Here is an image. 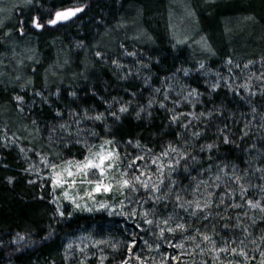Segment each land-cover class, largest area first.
Returning <instances> with one entry per match:
<instances>
[{"label": "snow or ice", "instance_id": "1", "mask_svg": "<svg viewBox=\"0 0 264 264\" xmlns=\"http://www.w3.org/2000/svg\"><path fill=\"white\" fill-rule=\"evenodd\" d=\"M34 0H24L25 5H32ZM88 5L79 4L71 7H54L49 10V18L45 23L40 16H32L30 27L40 30L47 26H57L63 22L72 21L78 18V14L86 11ZM101 24V20L96 21ZM2 23V21H0ZM18 32L21 36L25 34L24 21L20 22ZM10 35V33H5ZM185 40H176V44L186 43ZM202 50L215 55L206 38L202 37L197 42ZM173 45V47L176 46ZM75 47L84 48L85 41L79 40ZM121 49L124 46L120 45ZM93 55L95 60L101 64H107L110 60L111 66L117 70L121 80H127L134 73L120 62L119 58H109L105 52L99 50V45H93ZM124 56L135 57L136 52L122 53ZM29 59H33L29 57ZM38 63V61H36ZM158 62V61H157ZM68 61L65 60V64ZM135 75L138 77L141 69H148L149 64L137 60ZM255 61H248L243 65L244 70H248ZM228 75L220 72L205 71L206 65L203 61L198 62L195 70L205 77L207 91L217 92L220 88H225L239 97L241 102H246L250 110L252 119H246L240 129L239 143L232 139L233 133L225 123L222 127H217L213 133L214 139L211 142L199 144V141L206 136L207 130L212 126L214 116L223 115V106L205 111H195L198 104H201L202 93L196 87L181 85L180 91L175 93L171 81L178 80V74L184 77L189 76L192 69L178 67L170 76L161 79L163 88H153L152 95L147 99L146 104H135V118L141 119V114L146 113L152 116L155 105L163 109L168 114V126H176L182 131L175 133V140L168 141L162 145L161 150L156 152L153 148L142 145L140 140H127L125 145L135 149L136 154L125 150L120 151V142L112 135L110 127L106 121L111 118L118 122L121 118L133 109L137 100L136 91L128 92L130 99L125 101L122 97L112 96L111 99L101 98L105 105L104 111L84 108L80 111L69 109L68 119L65 120V113L60 109H55L54 117L59 123L48 125L49 145L64 148L79 146L83 149L82 159L65 158L60 153L43 154L36 152L39 162L31 161L28 155L32 149L19 147V151L28 164L24 172L35 175L36 179H30L29 184L40 182L41 188L46 181H50L51 200L50 204L55 206L51 219L65 218L67 208L61 201H66L71 205L72 211H67V216L71 217L76 212L105 211L109 216H120L125 220H131L137 229L143 230L147 226L148 234L153 240L143 239L137 233H129V241L126 243L128 255L120 264H264V229H259L260 224H264V111H261L255 104L256 97H264V58L260 61L259 71L250 72L242 82L240 78L233 74V68H240L239 64H233L231 58L225 61ZM84 75V73H81ZM85 78H87L85 76ZM16 81L20 82L22 77L16 76ZM150 77L144 78V85H149ZM32 86V80L27 79L21 84V91ZM47 85H45L46 87ZM93 96L96 92L90 89ZM163 93L162 99H158L157 94ZM60 95L59 88L55 93L45 95L44 90H33L32 96L39 98L41 104L51 107L52 96ZM71 97H76V91L68 93ZM17 109L23 113L25 107L32 110L36 106L35 99L29 103L24 95H15ZM172 107H168V104ZM182 105L190 106L187 112L180 111ZM260 107H264L261 105ZM242 115H246L243 114ZM258 118V119H257ZM86 122H91L94 126H99L97 122L104 123L106 136L99 137L94 127H88ZM37 125V121H32ZM203 124V128L200 125ZM195 125V126H194ZM37 133L40 131L36 128ZM111 137V138H108ZM99 138L100 143L93 144L90 141ZM18 137L14 135L8 137L6 134L0 140L15 144ZM199 144V148L195 147ZM233 146L239 148L246 156L245 167L240 168L236 163L221 160L218 153L221 147ZM8 146V144H5ZM207 153L208 167H203V157L199 154ZM31 161V162H30ZM220 161V162H216ZM194 166L200 167L198 175H207L208 179L191 177V183L185 187H180L177 175L181 170L189 173L190 169L195 171ZM6 167V165H5ZM253 178L257 181L253 183ZM13 178H8L11 184ZM79 186H85L83 196L74 194V190ZM222 189V191H217ZM57 190L60 194L57 195ZM249 192L258 193L257 196H249ZM98 195L107 197L112 195V200L107 198L97 200ZM43 199V196L40 197ZM230 210L235 215L230 214ZM215 223L209 226V221ZM196 223L198 226H193ZM217 225L220 226L219 230ZM51 229L52 226L50 225ZM221 232H231L230 238L220 236ZM239 233V235H237ZM53 235L49 231L47 236L42 237L47 240ZM31 233L21 234L17 232L12 243L18 244L20 241H27L34 244L35 241L29 239ZM180 239L177 240L176 237ZM76 241L65 245V260L73 258V251L79 253L81 258L79 264H88L89 248H98L100 245H110L116 250L122 242L112 243L110 240L92 241L91 237L78 238ZM89 241L84 243V241ZM143 241V247L150 255H143L142 252L134 253V249ZM162 247L175 250L176 254L162 252ZM98 257L99 264H105L109 259L103 254ZM157 256L159 259H157Z\"/></svg>", "mask_w": 264, "mask_h": 264}, {"label": "trees", "instance_id": "2", "mask_svg": "<svg viewBox=\"0 0 264 264\" xmlns=\"http://www.w3.org/2000/svg\"><path fill=\"white\" fill-rule=\"evenodd\" d=\"M53 1L54 3L57 1V3H61L59 2L61 0H52L51 2L48 0V6L51 7L54 4ZM137 1L121 0L120 6L116 5L115 0H112L110 2V4L113 2L112 8L103 0L88 4L86 11L81 15L83 16L81 21L86 19L85 23L78 26L72 24L73 26L67 32L68 37H78L79 31L76 30L79 28L83 29L87 27L91 29L92 27V29H95L97 20H101L102 22L106 21L105 16L109 15V13L114 14V16L119 15L124 4ZM172 1L145 0L144 2L145 7L142 21L144 27L149 28V30H155L157 43L152 52L148 54L149 58L143 59L144 63L149 64V68L144 69L143 75L137 77L134 74L127 80H121V74L117 73V70L112 66L96 62L95 58H89L93 61V66L96 67L97 74L94 78L79 81L77 79H64V77H61L63 81L70 82L72 80L82 87V90L77 93L75 100L61 101L74 104L75 107L104 111L105 108L103 106L105 105L101 102V98L111 99L112 96H117L127 101L130 99V96L126 94V90L128 92L136 91L138 93L137 100L133 105L134 109L125 114L118 122H114L111 118L106 121L111 129L112 135L120 142L121 153L127 150L133 155L136 154L134 148L125 145V141L127 140H140L142 145L153 148L156 152H159L162 145L168 141L176 142L175 133L182 131V129L176 126H168V114L163 109L155 105L151 117H148L146 113H142L141 119H136L135 104H146L147 99L152 95L153 88H163L165 86L161 84V79L170 76L175 72L176 68L181 66L192 69V71L187 77H184L182 73L178 74L179 79L171 81L174 89L171 93L173 98L175 97V93L180 91V87L183 84L196 87L202 93V102L196 106L195 111H205L223 106V115L213 117L212 126L207 130L206 136L199 141V144L211 142L214 139L213 133L216 131V128L222 127L225 123L228 124L229 129L233 133L232 139L239 143L240 129L243 127L246 119H252L247 103L241 102L239 97L234 96L232 92L227 91L225 88H220L217 92L211 94L207 91L205 80L211 77H205L202 73L195 70L198 65V58H190L189 55L182 56V54H173L170 47L161 41L162 38L160 37L158 22L162 16L163 9L168 7L172 12L177 13V7H169V2ZM178 1L188 6L193 3V0H176V2ZM207 7L209 14H207L204 20V29L213 44L220 45L223 51L217 47V51L222 53L221 58H204L205 61L203 62L206 65L205 71L210 69L212 72L218 71L222 75L227 76L228 71L225 66V61L231 58L233 64L240 65V68H233V74L240 78L238 82H242L250 72L259 71L260 61L264 58V0H218L215 3L208 4ZM222 25L226 28V37L223 43L222 40H216L217 33L214 31ZM50 41H53L57 48L65 42L62 38H48L46 43ZM248 61H255V63L248 70H244L243 65ZM145 77H150L148 86L144 85ZM56 82L58 81L52 82L53 87L56 86ZM38 83L41 84L40 82ZM89 85L96 92L95 96L92 93H87L86 89H84ZM52 86L49 88H52ZM9 94L10 91L4 90L3 87L0 88V104L6 102L15 110V104H13ZM162 96V92L157 94L158 99H162ZM33 99L36 100V98ZM61 102L57 105L60 106L59 109L62 111ZM254 102L261 111H264V107H260L264 105V97L258 96ZM51 103L57 102L51 101ZM40 107L46 108V106L40 105L38 110L41 109ZM168 107H172V105L169 103ZM38 110L33 111L34 115L35 113H38V115L42 114V119L44 118V121H46V112ZM179 110L187 112L192 109L188 105H182ZM15 113L18 119L22 123H25L24 125L30 129L33 128V124L30 123L28 116L18 114L17 110H15ZM53 113L54 111L51 109L49 115L52 118H54ZM242 113L246 115H242ZM40 120L41 118H39ZM88 124L94 127L99 137L106 135L104 132V123L97 122L99 126H94L91 122H88ZM200 127L203 128V124ZM43 139L44 137L40 139L41 144H44ZM199 144L195 145L197 149L199 148ZM199 155L203 157V167L207 168V153ZM214 155H218L225 162L236 163L240 168L245 167L244 161L247 159V156L239 148L221 144L219 152ZM216 162L218 163L220 161ZM194 167L196 168L195 171L190 169L189 173H184L181 170L178 173L176 178L180 182V187L189 185L192 182L191 177L208 179L207 175H198L200 173L199 166ZM3 171L0 167V264H50L53 260L59 263L61 240L69 238L74 233L87 230L92 226L96 228L99 237L103 238V235L107 234L102 228L110 221L104 213L100 212L75 213L69 218L65 217L64 219H60L57 217L56 221H53L47 214L49 207L46 205V194L44 192L38 193V185H26L24 180L20 178L14 179L9 184L3 176ZM256 182L255 178H253V183ZM217 191H222V189ZM257 195L258 193L249 192L250 197ZM38 196H43V199L38 198ZM230 214L235 215L231 210ZM213 223H215L214 220L209 221V226ZM50 225L52 226L51 229L49 228ZM193 226L198 225L194 223ZM217 228L219 230L220 226L217 225ZM259 229H264V224H260L257 231ZM50 230L53 231V235L47 240H43L42 237L47 236ZM17 232L21 234L34 233L29 239L35 241V243L30 245L27 241H20L18 244H13L12 240ZM120 234L117 233L115 236H121ZM220 236L230 238L232 233L221 232Z\"/></svg>", "mask_w": 264, "mask_h": 264}, {"label": "rangeland", "instance_id": "3", "mask_svg": "<svg viewBox=\"0 0 264 264\" xmlns=\"http://www.w3.org/2000/svg\"><path fill=\"white\" fill-rule=\"evenodd\" d=\"M49 1L51 2L52 0ZM96 1L99 0H61L59 1L61 3H57L58 1L54 3L53 1L54 4L50 7L47 4L48 0H34L32 5H25L24 0H0V21H2V23H0V80L3 81H0V88L3 87L4 90L10 91V98L13 104H15V110H17L18 114L28 116L31 124H33V120L37 121V125H32L33 128L30 129L28 126L24 125L25 123H22L20 119H18L15 110L11 108L8 103L4 102L0 104V137L6 134L8 137L14 135L19 138L15 144L0 140V167L4 170L3 176L7 181L9 177H12L13 180L20 178L24 180L26 185H31L28 181L30 179H36L35 175H29L24 172L28 164L24 161L19 147L32 149L28 155L31 157V161L37 163L39 162V158L36 156V152H41L43 154H48L49 152L60 153L65 158H72L74 156L77 159H82L83 149L79 146H70L67 149L64 148L63 145L50 147L47 126L61 122L49 115L51 109L53 111L57 108L59 109L60 106L57 104H60L62 100H75L76 97L69 96V92L76 91V93H78L82 90V87L77 82L72 80L70 82L63 81L61 77H64V79L71 78L81 81L89 80L96 76V67L93 66V61L89 59L95 58L93 55V45H99V50L105 52L109 58H119L122 64L127 65L128 68L123 70L124 73L131 68L132 72L135 74L137 69L136 61H143L144 58H149L148 54L152 52L157 43L155 30H149V28L144 27L142 21L145 0L124 4L119 15L114 16V14L109 13V15L105 16L106 21L97 24L95 29H92V27L91 29L87 27L77 29L76 31H79L78 37H68L67 32H69V29L74 24L78 26L85 23L86 19L81 21L83 19V16H81L82 14H78V18H74L72 21L63 22L55 27L46 25L40 30L30 27L32 16L42 17L41 23H45L49 18V10H53L54 7L67 8L73 5L78 6L79 4L88 5ZM103 1H106L107 5H110V8H112L113 2L110 4L112 0ZM115 1L116 5L121 6V0ZM217 1L218 0H193V3L188 6L183 2H176V0H173L169 2V7H177V13L172 12L168 7L163 9L162 16L158 22V29L160 31V37L162 38L161 41L170 47L173 54H182V56L189 55L190 58H198L197 62L205 61L204 58L222 57V53L217 51V47L223 51L222 47L218 44H213L203 25L207 14H209L207 5ZM21 21H24L25 28V34L23 36L18 32ZM155 24H157V22H155ZM214 31L217 33L215 37L216 40H222L223 43L226 37V28L222 25ZM5 33H10V35L6 36ZM202 37L206 38L207 43L211 46L215 55L202 50L201 45L197 43L201 41ZM48 38H62L65 42L62 45L60 44L57 48L53 41L46 43ZM185 38H187L186 43L176 44V40H185ZM79 40L85 41L84 48L75 47L76 42ZM34 41L36 42L33 44ZM121 44L124 46L123 49L120 47ZM174 44H176L175 47H173ZM124 50L136 52L137 55L135 57L124 56L122 54ZM29 57L33 59H29ZM65 60L68 61L67 64H65ZM36 61H38V63ZM105 65L111 66L110 60ZM143 72L144 69H141L139 76L143 75ZM81 73H84V75H81ZM120 74L122 75L123 73ZM18 75L22 77L20 82H17L15 79ZM85 76L87 78H85ZM27 79L32 80V86L21 91V84ZM53 81H58L55 83L56 86L54 87L52 86ZM40 85L41 87L39 88ZM42 85L47 86L44 87ZM51 86L52 88H49ZM41 88L44 90L45 95L55 93L59 88L60 95L58 97L52 96L51 98L52 102L57 103H51L50 107L49 105L41 104L39 98H36L35 108L29 110L27 107L25 111L21 113L17 109L13 96L18 94L24 95L25 99L31 103L32 100L30 99L34 98L32 96V91L34 89L41 90ZM84 89H86L87 93L91 94V85L86 86ZM40 105H44L46 108L40 107L41 109L38 110ZM61 106L62 111L65 113V120L68 119L67 112L69 109H76L77 111L84 109L75 107L74 104H69L66 101L61 102ZM103 108H105V106H103ZM34 110L46 112V121H44V118L42 119V114L38 115V113H35L34 115ZM39 118H41L40 121ZM86 125L91 127L88 122H86ZM37 127L40 129L38 133L36 131ZM43 137L44 144H41L42 142L40 139ZM90 142L98 145L100 139L97 138ZM5 144H8V146H5ZM35 184L38 185V193L44 192V194H46V205L49 207V212L47 214L49 218H51L55 206L49 203L51 200L50 181H46L43 188H41L40 182ZM85 190V186H79L74 190V194L83 196ZM59 194L60 190H57V195ZM39 197L41 196H38V198ZM105 198L112 200L113 196H97V200H103ZM61 203L66 206L67 211H72L71 205L66 201H61ZM67 211L65 217L69 218L67 216ZM94 212L104 213L110 221L102 228L107 234L103 235V238L99 237L94 226L87 230L72 234L69 238H65L60 242L59 263L53 260L50 264H79V259L81 258L80 254L76 253L74 250L73 258L70 261H66L64 248L65 245L72 241L80 243L78 239L80 237H91L92 241L110 240L112 243L117 241L122 242L116 250H113L110 245H100L98 248L90 247L87 254L91 258L88 264H99L98 257L101 254L100 249H103V254L109 257V259L105 261V264H120L128 255L126 243L130 239L129 233L135 232L139 236H142L143 239L149 240L150 242L153 240V237L148 234L147 226H143V230L137 229L131 220H125V218L120 216H109L105 211ZM120 232L122 233L120 234ZM117 233L121 236H115ZM31 235L33 236L34 233L31 232ZM176 239L179 240L180 237L177 236ZM88 242L87 240L84 241V243ZM140 252L145 256L150 255L143 247L142 240L139 242V246L134 249V253ZM162 252H170L172 255L176 254L175 250H170L166 247H162ZM157 259H159L158 256ZM132 264H136L135 260L132 261Z\"/></svg>", "mask_w": 264, "mask_h": 264}]
</instances>
